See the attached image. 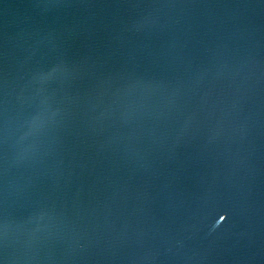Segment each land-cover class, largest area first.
<instances>
[{
	"label": "water",
	"instance_id": "obj_1",
	"mask_svg": "<svg viewBox=\"0 0 264 264\" xmlns=\"http://www.w3.org/2000/svg\"><path fill=\"white\" fill-rule=\"evenodd\" d=\"M0 264H264V0H0Z\"/></svg>",
	"mask_w": 264,
	"mask_h": 264
}]
</instances>
